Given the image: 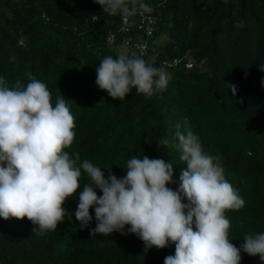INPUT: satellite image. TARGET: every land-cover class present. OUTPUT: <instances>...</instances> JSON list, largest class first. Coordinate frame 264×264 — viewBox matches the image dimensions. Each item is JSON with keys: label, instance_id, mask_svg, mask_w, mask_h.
I'll list each match as a JSON object with an SVG mask.
<instances>
[{"label": "trees", "instance_id": "16d2710c", "mask_svg": "<svg viewBox=\"0 0 264 264\" xmlns=\"http://www.w3.org/2000/svg\"><path fill=\"white\" fill-rule=\"evenodd\" d=\"M147 3L158 22L143 58L149 62L152 55L149 63L171 75L167 89L151 98L133 89L121 101L97 87L99 61L126 54L123 40L131 35L121 31L120 15H107L95 0H0V76L9 85L26 84L24 73L31 71L46 83L53 104L62 95L68 99L76 137L66 150L102 167L105 176L103 167L119 178L128 159L147 155L172 163L174 182L167 186L176 190L186 164L158 142L171 141L176 123L186 118L204 151L221 156L226 179L245 200L226 212L228 238L239 247L248 233L264 231V0ZM80 183L76 195L88 183L84 175ZM62 206L63 222L44 235L27 217H0V264H164L175 253L174 244L145 251L132 233L92 235L94 209L89 227L81 229L78 200L69 197ZM241 256V264H264L258 255Z\"/></svg>", "mask_w": 264, "mask_h": 264}, {"label": "clouds", "instance_id": "9594fccd", "mask_svg": "<svg viewBox=\"0 0 264 264\" xmlns=\"http://www.w3.org/2000/svg\"><path fill=\"white\" fill-rule=\"evenodd\" d=\"M95 2L107 15L131 17L151 10L147 0ZM95 70L97 87L121 101L133 89L151 98L166 90L171 79L164 66L147 62L136 51L106 55ZM259 70L264 72V63ZM24 76L26 84L17 79L11 85L0 76V217H27L33 231L44 235L63 222L67 210L62 205L72 197L78 200L74 215L81 229L89 227L94 209L92 235L132 233L145 251L174 244L175 253L164 264H241V252L264 262V231L248 233L239 247L228 238L226 212L241 209L245 200L226 179L221 156L204 151L186 118L183 125L176 123L171 141L158 142L174 148L186 164L176 190L167 186L174 182L172 163L147 155L128 159L122 167L126 174L119 178L111 167H103L108 168L105 176L102 167L66 150L76 137L68 99L62 95L53 104L44 81L31 71ZM229 87L235 94L236 86ZM82 175L88 183L76 195Z\"/></svg>", "mask_w": 264, "mask_h": 264}, {"label": "built area", "instance_id": "2783aa9c", "mask_svg": "<svg viewBox=\"0 0 264 264\" xmlns=\"http://www.w3.org/2000/svg\"><path fill=\"white\" fill-rule=\"evenodd\" d=\"M150 11L137 13L131 17L121 16V31L125 34L131 35L123 40V49L126 54L130 51H136L143 57L148 55L149 44L148 41L153 37L155 28L158 22V15L154 9L150 7ZM136 37H133L135 36ZM114 36L110 35L107 38V43L112 45L114 43Z\"/></svg>", "mask_w": 264, "mask_h": 264}, {"label": "rangeland", "instance_id": "374dc122", "mask_svg": "<svg viewBox=\"0 0 264 264\" xmlns=\"http://www.w3.org/2000/svg\"><path fill=\"white\" fill-rule=\"evenodd\" d=\"M122 52H123V50H122ZM147 60H148L149 62L153 61V56H152V55H149L148 58H147Z\"/></svg>", "mask_w": 264, "mask_h": 264}]
</instances>
